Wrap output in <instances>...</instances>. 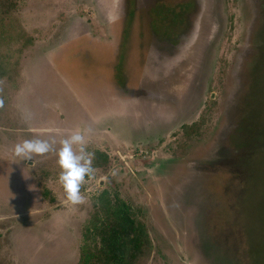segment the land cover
I'll return each mask as SVG.
<instances>
[{
  "label": "rangeland",
  "instance_id": "rangeland-1",
  "mask_svg": "<svg viewBox=\"0 0 264 264\" xmlns=\"http://www.w3.org/2000/svg\"><path fill=\"white\" fill-rule=\"evenodd\" d=\"M263 1L219 0L211 16L201 0V31L176 49L164 46L153 64L145 61L149 33L128 32L124 42L107 14L110 0L0 3V264H78L105 192L147 230L152 248L136 264H264L262 201L251 207L249 186L233 190L230 153L212 166L220 126L237 120L245 129L251 110L263 124ZM236 80L242 88L233 95ZM184 125L195 128L188 134ZM76 132L94 172L73 205L59 182L58 152ZM32 139L52 150L34 164L19 161L15 145ZM205 146L218 183L206 186L201 208V187L189 188L201 184ZM97 151L107 155L104 166ZM252 178L254 186L261 175Z\"/></svg>",
  "mask_w": 264,
  "mask_h": 264
},
{
  "label": "flooded vegetation",
  "instance_id": "flooded-vegetation-1",
  "mask_svg": "<svg viewBox=\"0 0 264 264\" xmlns=\"http://www.w3.org/2000/svg\"><path fill=\"white\" fill-rule=\"evenodd\" d=\"M110 1V7L114 10V14L111 15L109 13L111 12L110 9H108L107 14L111 19H114V30L117 29L118 32H123L124 42L126 41V34L128 32H138L140 37L143 33H149V51L146 53L145 61H148V57L150 56L152 64L153 61L156 62L158 60L159 51L165 52L164 46L176 49L175 45L178 47L179 43L185 42L192 32H195V30L201 31V11L203 10L201 8V0H116L117 3L119 2L118 8L115 0ZM209 1V12L207 15L211 14L212 16V14L218 13V7H220L218 6L219 0ZM261 3L262 6L259 10L263 14L264 1ZM207 29L208 33L209 31H214V24L209 23ZM161 32L164 33L165 39H159ZM138 47L140 49L144 48L141 39L138 41ZM200 47V41L195 43L194 51L198 52ZM126 80L128 81V78ZM241 84L240 81H235L233 95H237L240 91L242 88ZM154 86L155 88L157 87L156 83ZM124 89H127V83H124ZM137 90L142 91V85ZM240 108L233 107L235 115H238ZM244 119H248L245 127L248 132L245 136L243 135L245 129L242 128L241 121L228 120L227 125L219 127L220 129L214 135L217 143H213L214 148L217 149L215 154L219 156L214 159L217 162L212 161L214 163L212 166L220 164L219 162H222L223 158L227 156L226 153H230L231 159L235 161L234 172L231 176L233 190L245 192L247 186H249V191L247 192H249L250 206L253 207L258 200L262 201L261 207L258 204V208L261 209L262 213L260 221L264 223V120L260 127L257 126L253 110L249 111L247 118ZM227 140H229L228 148L223 147V144L218 145L219 142H226ZM215 143L216 145H214ZM257 146L263 147L261 154H258ZM208 152L209 150L205 146L201 150V156L198 157L201 158L199 159L201 162V177H199L201 184L199 183L194 186L191 184V188H189L190 192H197L196 190L201 187V208L205 203L203 192L206 190V186L211 185L210 189L215 190L216 183H218L213 182L212 179L210 180V176L212 175L213 177L215 173H209L210 167H206L209 165ZM249 168H252V170L249 171ZM216 169L217 167L214 170L216 171ZM258 173H260L261 178L255 182L254 186H251L252 177H258ZM227 186L229 185H225V188H228Z\"/></svg>",
  "mask_w": 264,
  "mask_h": 264
},
{
  "label": "trees",
  "instance_id": "trees-1",
  "mask_svg": "<svg viewBox=\"0 0 264 264\" xmlns=\"http://www.w3.org/2000/svg\"><path fill=\"white\" fill-rule=\"evenodd\" d=\"M0 3L2 7L7 0ZM194 128L184 125L182 131L188 133ZM97 153V167L104 166L107 155ZM84 242L78 264H136L152 248L145 226L134 218L130 207L118 197L111 201L106 192L100 196V206L86 228Z\"/></svg>",
  "mask_w": 264,
  "mask_h": 264
},
{
  "label": "clouds",
  "instance_id": "clouds-1",
  "mask_svg": "<svg viewBox=\"0 0 264 264\" xmlns=\"http://www.w3.org/2000/svg\"><path fill=\"white\" fill-rule=\"evenodd\" d=\"M84 141V135L76 132L62 141V147L58 152V165L62 169L59 182L63 186L67 200L73 205L82 203L81 185L86 178H91L94 172L92 154L86 151ZM74 146L79 147L74 149ZM51 150L52 145L48 141L32 139L16 144L13 154L19 161L32 160L34 164L35 155L42 156Z\"/></svg>",
  "mask_w": 264,
  "mask_h": 264
}]
</instances>
